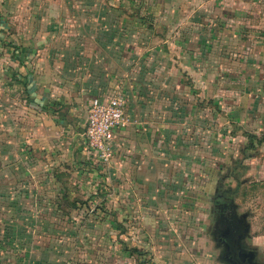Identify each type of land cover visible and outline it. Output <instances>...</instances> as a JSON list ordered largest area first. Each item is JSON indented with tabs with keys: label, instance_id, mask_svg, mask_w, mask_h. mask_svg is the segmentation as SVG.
Listing matches in <instances>:
<instances>
[{
	"label": "crops",
	"instance_id": "1",
	"mask_svg": "<svg viewBox=\"0 0 264 264\" xmlns=\"http://www.w3.org/2000/svg\"><path fill=\"white\" fill-rule=\"evenodd\" d=\"M114 95L99 164L87 109ZM249 134L264 0H0V264L209 261L214 198L259 165L264 146L229 176Z\"/></svg>",
	"mask_w": 264,
	"mask_h": 264
},
{
	"label": "rangeland",
	"instance_id": "2",
	"mask_svg": "<svg viewBox=\"0 0 264 264\" xmlns=\"http://www.w3.org/2000/svg\"><path fill=\"white\" fill-rule=\"evenodd\" d=\"M259 155L261 156L258 160L259 165L253 166L251 173L249 172L248 175L243 177L245 183L236 187L238 196L234 200V203L237 206L238 214L249 213L247 222L250 225V240L248 243L261 252L259 261L264 263V147L260 150ZM210 246L209 261L195 260L190 264H220L217 260V251L214 250L213 244H210ZM145 260L148 263L152 262V264L154 260L163 264H189L190 262H187L182 255L172 257L170 255L163 256L156 254V256H147Z\"/></svg>",
	"mask_w": 264,
	"mask_h": 264
},
{
	"label": "built area",
	"instance_id": "3",
	"mask_svg": "<svg viewBox=\"0 0 264 264\" xmlns=\"http://www.w3.org/2000/svg\"><path fill=\"white\" fill-rule=\"evenodd\" d=\"M122 100L114 95L107 104L94 99L86 114V126L83 133L86 153L95 163H106L111 156L109 137L112 129L125 122Z\"/></svg>",
	"mask_w": 264,
	"mask_h": 264
},
{
	"label": "water",
	"instance_id": "4",
	"mask_svg": "<svg viewBox=\"0 0 264 264\" xmlns=\"http://www.w3.org/2000/svg\"><path fill=\"white\" fill-rule=\"evenodd\" d=\"M224 206H232L231 209L233 211L237 208L232 199L228 203H225ZM234 216L238 217L236 224L233 223L229 228L224 230L227 240L222 239L223 228H220L218 225L211 232V241L216 244V247L223 246L224 248L219 256V262L221 264H258L256 261V251L254 249H246L243 243L246 238L250 237V225L247 222L249 213L245 212L238 215L235 212ZM232 228L235 229L234 232Z\"/></svg>",
	"mask_w": 264,
	"mask_h": 264
},
{
	"label": "flooded vegetation",
	"instance_id": "5",
	"mask_svg": "<svg viewBox=\"0 0 264 264\" xmlns=\"http://www.w3.org/2000/svg\"><path fill=\"white\" fill-rule=\"evenodd\" d=\"M230 195L227 194L226 192H220L214 198V201L212 202V208H211V226L208 231L209 238L211 239V232L215 229L216 225H218L220 228H223V232L221 234L222 239L227 240V235L224 234V230L229 228L233 223L236 224L238 217L234 216L235 212L237 213V208L233 211L231 209L232 206L225 207L224 204L228 203L230 201ZM240 215V214H238ZM248 220V219H247ZM232 231L234 232L235 229L232 228ZM226 232V231H225ZM250 237L246 238L243 243L246 246L245 248L248 250L254 249L256 251V261L258 264H264L259 261V256L261 255V252L254 247L252 244H249ZM212 242V241H211ZM213 248L214 250L217 251V260L219 262V256L221 252L224 250L223 246L221 247H216V244L213 243ZM220 263V262H219ZM221 264V263H220Z\"/></svg>",
	"mask_w": 264,
	"mask_h": 264
},
{
	"label": "trees",
	"instance_id": "6",
	"mask_svg": "<svg viewBox=\"0 0 264 264\" xmlns=\"http://www.w3.org/2000/svg\"><path fill=\"white\" fill-rule=\"evenodd\" d=\"M264 146V138H256L255 136L252 135H247L246 136V142L243 145L242 149H240V159H238L236 162L233 163V167H232V173L229 174V176L235 180L236 182H238V185L240 184L239 182V177L237 174H233V171H235V169L237 168H245L244 166V161L254 157L257 153L259 148H262ZM227 194H229L230 196V200L232 199L231 195H233L235 193V190H230L227 189L226 191ZM132 254H137L138 257H144L143 253L140 252V254H138L137 250H135L134 252L131 251Z\"/></svg>",
	"mask_w": 264,
	"mask_h": 264
}]
</instances>
